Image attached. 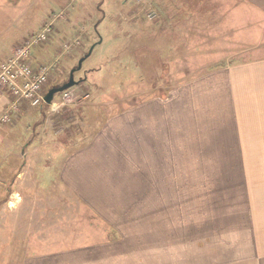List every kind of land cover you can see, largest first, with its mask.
<instances>
[{
	"label": "crops",
	"instance_id": "0c3cea01",
	"mask_svg": "<svg viewBox=\"0 0 264 264\" xmlns=\"http://www.w3.org/2000/svg\"><path fill=\"white\" fill-rule=\"evenodd\" d=\"M231 2L264 16V0ZM14 102L4 89L0 117ZM26 105L0 120V264H117L116 253L148 264H264V56L141 99L83 143L57 139L75 143L57 178L91 241H74L81 227L62 214L20 210L31 144Z\"/></svg>",
	"mask_w": 264,
	"mask_h": 264
},
{
	"label": "rangeland",
	"instance_id": "374dc122",
	"mask_svg": "<svg viewBox=\"0 0 264 264\" xmlns=\"http://www.w3.org/2000/svg\"><path fill=\"white\" fill-rule=\"evenodd\" d=\"M231 5V0H0V63L16 45L50 25L47 40L33 46L29 56L31 65L47 68L46 91L66 82L70 69L94 45L74 72L79 83L70 88L76 96L87 94L86 99L58 112L48 107L43 117L38 106L26 108L31 144L17 190L24 198L21 212L62 214L64 223L81 227L74 241H91L73 195L57 178L62 154L75 143L66 147L57 139L67 135L83 143L108 116L141 99L165 98L173 87L217 66L264 56L263 14L242 3ZM60 94L53 100L58 102ZM126 255L116 253L113 260L148 264Z\"/></svg>",
	"mask_w": 264,
	"mask_h": 264
},
{
	"label": "built area",
	"instance_id": "2783aa9c",
	"mask_svg": "<svg viewBox=\"0 0 264 264\" xmlns=\"http://www.w3.org/2000/svg\"><path fill=\"white\" fill-rule=\"evenodd\" d=\"M50 30V25H46L37 33L30 35L22 44L12 49L9 58L0 63V93L8 89L15 98L11 108L1 115V122L10 121V112L17 109L16 104L19 101L26 102L33 107L43 103L47 68L41 65H31L29 56L33 46L47 40ZM87 97V94L81 97L76 96L68 89L60 94L58 102L53 100L48 107L51 111L58 112L62 107L77 101L78 98L84 100Z\"/></svg>",
	"mask_w": 264,
	"mask_h": 264
},
{
	"label": "water",
	"instance_id": "95a60500",
	"mask_svg": "<svg viewBox=\"0 0 264 264\" xmlns=\"http://www.w3.org/2000/svg\"><path fill=\"white\" fill-rule=\"evenodd\" d=\"M94 45H92L90 47V49L78 60L77 62V65L73 68L70 69L69 71V75H68V79L66 82H64L63 84H61L60 86H54V87H51L50 89L47 90V92L45 93L44 97H43V101L44 103L46 104H50L53 97H54V94L57 93V92H62L66 89H69L73 86H75L76 84L79 83V81H75L74 80V72L76 70H79L81 68V63L82 61L88 57L93 49Z\"/></svg>",
	"mask_w": 264,
	"mask_h": 264
},
{
	"label": "trees",
	"instance_id": "16d2710c",
	"mask_svg": "<svg viewBox=\"0 0 264 264\" xmlns=\"http://www.w3.org/2000/svg\"><path fill=\"white\" fill-rule=\"evenodd\" d=\"M61 84L57 83V84H54V86H59ZM47 88V87H46ZM46 91V89H45ZM28 105V104H27ZM48 108V105L45 104V103H42L40 104L38 107H37V111L38 113L42 114V117L45 116V113H46V109ZM41 120H38L36 121V123L40 122ZM42 122V121H41Z\"/></svg>",
	"mask_w": 264,
	"mask_h": 264
}]
</instances>
